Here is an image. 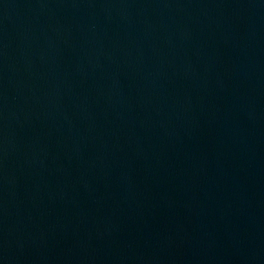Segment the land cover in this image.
I'll return each instance as SVG.
<instances>
[{
	"label": "water",
	"instance_id": "95a60500",
	"mask_svg": "<svg viewBox=\"0 0 264 264\" xmlns=\"http://www.w3.org/2000/svg\"><path fill=\"white\" fill-rule=\"evenodd\" d=\"M0 264H264V0H0Z\"/></svg>",
	"mask_w": 264,
	"mask_h": 264
}]
</instances>
